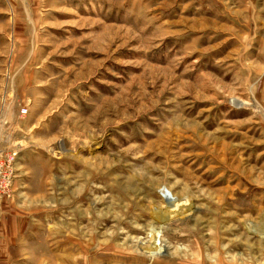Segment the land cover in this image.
Instances as JSON below:
<instances>
[{
    "label": "rangeland",
    "instance_id": "1",
    "mask_svg": "<svg viewBox=\"0 0 264 264\" xmlns=\"http://www.w3.org/2000/svg\"><path fill=\"white\" fill-rule=\"evenodd\" d=\"M1 150L0 264H264V0H0Z\"/></svg>",
    "mask_w": 264,
    "mask_h": 264
},
{
    "label": "built area",
    "instance_id": "2",
    "mask_svg": "<svg viewBox=\"0 0 264 264\" xmlns=\"http://www.w3.org/2000/svg\"><path fill=\"white\" fill-rule=\"evenodd\" d=\"M26 113L27 110L23 109L22 114ZM15 162L16 158L13 152L0 151V194L9 195L11 192L16 174Z\"/></svg>",
    "mask_w": 264,
    "mask_h": 264
},
{
    "label": "bare ground",
    "instance_id": "3",
    "mask_svg": "<svg viewBox=\"0 0 264 264\" xmlns=\"http://www.w3.org/2000/svg\"><path fill=\"white\" fill-rule=\"evenodd\" d=\"M155 253V252H154Z\"/></svg>",
    "mask_w": 264,
    "mask_h": 264
}]
</instances>
